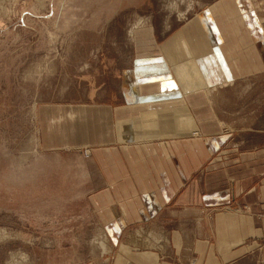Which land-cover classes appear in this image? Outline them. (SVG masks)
Listing matches in <instances>:
<instances>
[{
  "label": "crops",
  "instance_id": "obj_1",
  "mask_svg": "<svg viewBox=\"0 0 264 264\" xmlns=\"http://www.w3.org/2000/svg\"><path fill=\"white\" fill-rule=\"evenodd\" d=\"M248 17L250 35L224 15L214 16L218 35L193 17L181 28L185 59L165 58L147 31L121 74L120 103L45 106V151L61 153L53 188L82 206L77 224L99 236L104 264H264V126L228 119L221 107L231 101L209 97L213 77L225 86L234 76L226 92L264 76L263 30ZM185 65L205 77L202 92L188 90ZM145 229L169 257L133 244Z\"/></svg>",
  "mask_w": 264,
  "mask_h": 264
},
{
  "label": "rangeland",
  "instance_id": "obj_2",
  "mask_svg": "<svg viewBox=\"0 0 264 264\" xmlns=\"http://www.w3.org/2000/svg\"><path fill=\"white\" fill-rule=\"evenodd\" d=\"M231 1L0 0V264H104V250L94 242L99 236L86 228L80 231L77 224L82 206L61 200L53 188L60 179L56 158L61 153L45 151L44 108L120 103L121 74L131 67L137 50L145 48L137 40L147 31L165 44L160 50L167 59L189 54L181 28L196 16L200 22L209 19L206 30L216 29L218 35L214 16L224 15L236 28L246 29L250 15L264 34V0H247L243 6V0ZM229 78L223 86L222 79L213 77L209 97L215 104L217 99L231 101L221 107L228 119L264 126V76L224 92L237 83L233 75ZM193 136L202 135L198 131ZM164 222L168 229L175 227L171 219ZM145 230L128 235L133 244L169 257L163 238Z\"/></svg>",
  "mask_w": 264,
  "mask_h": 264
},
{
  "label": "bare ground",
  "instance_id": "obj_3",
  "mask_svg": "<svg viewBox=\"0 0 264 264\" xmlns=\"http://www.w3.org/2000/svg\"><path fill=\"white\" fill-rule=\"evenodd\" d=\"M185 68H186V71H185V74H184V82L186 83V85H188L189 89L191 91H193L192 93L202 92L203 89L199 88V83L204 84V82H205L204 81V77L202 75H198L196 77V75L193 74V71H192L193 69L191 67H189V66L185 65ZM89 154H90V152H89ZM86 155L88 156V152L86 153Z\"/></svg>",
  "mask_w": 264,
  "mask_h": 264
}]
</instances>
